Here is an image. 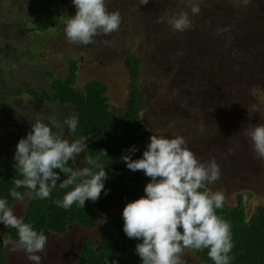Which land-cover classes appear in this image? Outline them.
I'll return each instance as SVG.
<instances>
[{"label":"rangeland","instance_id":"obj_1","mask_svg":"<svg viewBox=\"0 0 264 264\" xmlns=\"http://www.w3.org/2000/svg\"><path fill=\"white\" fill-rule=\"evenodd\" d=\"M19 1L17 8L25 3L33 7L32 0ZM108 1L107 10L121 15L119 30L108 36L98 35L86 46L67 41L65 24L77 9L72 0L61 2L63 9L60 8L59 15L56 13L57 33L40 34L46 49L38 57L46 69L63 78L68 66L66 57H79L76 86L90 79L105 83L112 108L121 112L129 92L124 59L131 52L137 53L141 60L140 81L147 98L142 119L149 132L165 133L169 139L183 137L200 162L207 164L214 159L220 179L206 184V189L223 193L224 201L230 205L244 199L245 215L253 214L264 205V158L255 154L252 142L242 131L264 124V87L251 85L254 76H239L237 64L231 74L223 67L224 72L216 75L224 55L233 61L263 48L264 0H249L247 5L243 0H149L138 10H134V5L139 0ZM118 3L122 4L120 10L115 9ZM189 3L200 7L199 14H191ZM181 10L189 12L191 28L181 36L173 35L179 31L166 34L167 24L161 23L160 17L171 20ZM5 11L13 22L0 23V36L17 42L9 43L12 49L3 53L0 40V150L14 158L16 145L32 130V123L40 120L47 124L50 116L60 122L69 113L57 102L38 103L27 93L31 86L37 90L47 88L49 76L37 68L42 62L36 63L32 57L33 64L21 54L28 37L18 23L22 18ZM246 11L255 17L247 18ZM24 20L32 21V14ZM221 29L227 30L218 31ZM190 32L192 40H188ZM258 79L264 86V78ZM52 130L62 139L77 140L64 130ZM81 158L82 154L75 159L79 165ZM23 195V200H15L11 206L18 218L22 217L28 199V193ZM98 231L100 227L89 229L75 223L62 234L46 233L45 250L37 253L42 257L41 264H67L64 258L73 250L79 254L84 239L98 237ZM10 253L6 264H18L17 260L32 264L21 251L10 248ZM181 258L198 264L194 253L188 250Z\"/></svg>","mask_w":264,"mask_h":264},{"label":"clouds","instance_id":"obj_2","mask_svg":"<svg viewBox=\"0 0 264 264\" xmlns=\"http://www.w3.org/2000/svg\"><path fill=\"white\" fill-rule=\"evenodd\" d=\"M72 2L77 11L66 21L64 28L69 43L86 46L98 35L108 36L119 30L121 15L118 11L109 12L105 0ZM148 3L149 0H139L134 10ZM243 3L247 5L249 0H243ZM188 8L191 14L200 12L197 4L189 3ZM168 23L173 31L180 32L192 26L189 12L184 10ZM187 34L189 40L190 34ZM188 59L190 61L191 57ZM77 124L75 115L65 119L63 124L55 116H50L47 124L40 120L32 123V130L16 145L15 167L22 178L14 180V187L9 193L13 199H24V195L17 191L19 188L29 190L35 198H49L60 179L54 169H59L67 177L59 183V187H71L62 199L54 201L65 210L73 204L84 208L87 200L97 201L102 191L107 195L104 189L107 173L97 160L89 157L87 163L100 168L99 172L89 167L73 170L68 166L69 161L84 152L86 139L70 142L52 130L66 125L71 135L76 131ZM242 134L252 142L255 154L264 158V124L243 129ZM128 151L135 152L137 148L132 146ZM122 159L129 170L143 171L151 178L144 188L145 195L127 203L122 211L126 236L141 241L136 244L135 253L142 264H184L181 257L185 249H208L207 255L214 264H230L229 254L234 246L231 226L216 214V210L224 205V195L221 192L200 191L206 184L220 179V169L214 159L207 164L200 162L188 149L183 137L169 139L156 135L150 137L142 158L132 160L130 155H125ZM0 222L17 232L18 240L11 251L23 250L32 264H41L42 257L37 253L44 252L47 235L37 232L31 224L18 218L5 198H0ZM12 243L11 237L3 240L5 247Z\"/></svg>","mask_w":264,"mask_h":264},{"label":"trees","instance_id":"obj_3","mask_svg":"<svg viewBox=\"0 0 264 264\" xmlns=\"http://www.w3.org/2000/svg\"><path fill=\"white\" fill-rule=\"evenodd\" d=\"M5 1L0 0V6H4L0 7V23L13 22V18L6 13L5 9L20 16L22 19L18 23L23 28L22 32L28 36L25 52L21 54L28 56L31 62L32 57L35 58L36 63L42 62L38 54H42L46 46L41 43L40 34L57 33L56 20L59 17H56V13L60 12L59 0H32L30 3H33V7L25 3L18 8L17 4L21 1L8 0L7 3ZM21 8L25 10L22 13L19 12ZM28 14H32V21L24 20ZM159 20L167 24V28L164 29L166 32H175L170 27L168 19L161 16ZM168 32L166 34H169ZM184 32L179 31L173 35L181 36ZM189 34L192 36L191 32ZM0 40L4 45L3 53L12 49L9 43L17 42V40H5L4 36H0ZM1 58L5 59L3 56ZM66 59H68V66L63 78L56 77L53 71L46 69L44 62L36 65L38 69L48 74V87L37 90L31 86L27 89V93L38 103L57 102L68 109L66 111L69 117L75 115L78 118L77 129L71 135L66 125L65 128H58L67 132L68 136L86 139L80 165L73 160L69 161L68 166L73 170L89 167L94 172H99L100 168H94L87 163L89 157L97 160L107 173L108 178L104 180L107 195L102 191L97 201L87 200L84 208L73 204L70 209L65 210L54 201L62 199L71 187L68 189L59 187V183L67 177L59 169H54L59 173L60 179L49 198H35L29 190L17 189L22 194L28 193L29 197L21 219L31 224L37 232H49L55 235L64 233L69 225L75 223L89 229H96L100 225L98 237L84 239L77 260L71 264H142L141 258L135 253V246L141 241L126 236L123 231L122 211L127 203L145 195L144 188L151 182V178L147 177L143 171L129 170L122 157L130 155L132 160L142 158L143 152L147 150L150 143V137L152 135L166 137V134L149 132L143 122L142 112L147 98L140 81V57L137 53L131 52L124 59L129 74V92L126 107L121 112L112 108L105 83L90 79L77 87L79 57L67 56ZM65 119L67 118L60 120V123L63 124ZM132 146H135L137 151L129 153L128 149ZM21 178L15 167L14 158L9 152L0 150V198L7 199L10 207L15 202L9 194L10 190L14 187V180ZM200 191L209 192L206 187H202ZM244 207L245 200L240 199L235 205L224 201L223 207L216 210V214L231 226L234 246L229 254L230 264H264V205L259 206L249 216L245 215ZM8 237H11L12 242L15 243L18 240L16 230L7 227L0 230V264H3L5 260L1 250L3 240ZM186 250L194 253L198 264H214L207 255L208 249L201 251L185 249L183 254ZM184 264L196 263L184 259Z\"/></svg>","mask_w":264,"mask_h":264},{"label":"flooded vegetation","instance_id":"obj_4","mask_svg":"<svg viewBox=\"0 0 264 264\" xmlns=\"http://www.w3.org/2000/svg\"><path fill=\"white\" fill-rule=\"evenodd\" d=\"M64 1L65 0H59L60 8L61 9H63V7L61 6V2L63 3ZM108 2H109L108 0H105V5ZM69 7H70V4L67 7V11L69 10ZM121 7H122V4L120 5L118 3L116 5L115 9H119L120 10ZM59 13L60 12H57V15H59ZM63 13L65 14V12H63ZM66 14H67V12H66ZM245 14L248 16V17L246 16L247 18H253V17H255L254 14L251 11L250 12L249 11H246ZM261 31L264 32V28H262ZM189 39L192 40L191 35H190ZM194 40H195V42H197L195 38H194ZM262 44H263V48L260 49V50H258L256 53H251V54H248V55H242V56L236 58L233 61H229L227 55H224L222 57V59H220V61H221V67L218 70L216 76H218V74L220 72H224L223 67L226 70H228L227 73H230L231 74L233 72L232 71L233 70V65L234 64H237L238 65L239 76H241V77H243V76L249 77L250 75L252 77L254 76V79L252 80L251 85L253 83H256V84L261 85L262 87H264L261 84V82L259 81V79H258L259 77L264 78V40H263V43ZM194 49H196V48H194ZM214 64L217 65L218 64V61L215 62ZM27 201H28V199H27ZM99 227H100V225H99ZM3 228H5V225L2 226L0 228V230H2ZM44 233L46 234V233H49V232H44ZM53 235H55V234H53ZM13 244H14V242L12 244H9L7 247H5L4 244L2 245L1 250H2L3 255L5 256V260H4V263L3 264H6V262H7V256H12L11 253H10V248L13 247ZM80 250H81V247H80ZM19 251H21L23 254L27 255L23 250H19ZM73 251L71 253H69L66 256V258H64L65 260H68V263L67 264H71V263L75 262L77 260L78 256H79L78 252H73ZM79 253H80V251H79ZM17 261H18L17 262L18 264H23L22 261H20V260H17ZM53 264H60V263H53Z\"/></svg>","mask_w":264,"mask_h":264},{"label":"water","instance_id":"obj_5","mask_svg":"<svg viewBox=\"0 0 264 264\" xmlns=\"http://www.w3.org/2000/svg\"><path fill=\"white\" fill-rule=\"evenodd\" d=\"M70 226H72V224H71V225H69V226H68V228H69Z\"/></svg>","mask_w":264,"mask_h":264}]
</instances>
